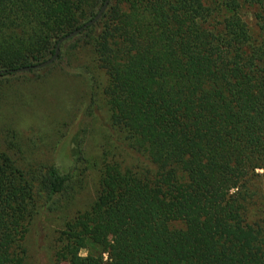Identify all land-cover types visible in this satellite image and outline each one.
<instances>
[{
    "label": "trees",
    "instance_id": "obj_1",
    "mask_svg": "<svg viewBox=\"0 0 264 264\" xmlns=\"http://www.w3.org/2000/svg\"><path fill=\"white\" fill-rule=\"evenodd\" d=\"M97 1L0 0V76L51 57ZM207 1L115 0L75 36H90L111 124L141 166L105 162L96 201L61 233L67 264H264V233L230 194L264 168V0ZM41 179L53 211L71 174ZM31 203L0 155V264H23Z\"/></svg>",
    "mask_w": 264,
    "mask_h": 264
},
{
    "label": "rangeland",
    "instance_id": "obj_2",
    "mask_svg": "<svg viewBox=\"0 0 264 264\" xmlns=\"http://www.w3.org/2000/svg\"><path fill=\"white\" fill-rule=\"evenodd\" d=\"M100 1L85 8L84 22L99 11L103 5ZM114 1L108 0L106 8ZM222 1L208 0L207 4L216 8ZM250 12L244 9L243 18L255 31ZM222 15L219 13L217 19ZM73 38L60 45L58 57L50 65L0 76V155L7 156L30 180L32 191L22 241L23 264H67L59 257L61 233L66 223L96 201L105 162L123 168L141 166L138 154L127 150L125 133L111 124V110L104 96L107 76L98 65L90 36ZM49 167L71 174L53 211L46 210L41 179ZM235 193L245 223L264 233V168L250 172L239 189L230 192ZM172 227L183 226L174 223ZM104 236L105 244L109 237ZM95 249L94 253L102 251L100 246ZM88 253L80 252L82 256Z\"/></svg>",
    "mask_w": 264,
    "mask_h": 264
},
{
    "label": "water",
    "instance_id": "obj_3",
    "mask_svg": "<svg viewBox=\"0 0 264 264\" xmlns=\"http://www.w3.org/2000/svg\"><path fill=\"white\" fill-rule=\"evenodd\" d=\"M107 3H108V0H104L103 5L101 6V8H100L99 11L97 12V14L94 16V18H93L92 20L88 21L84 26H82L81 28H79V29H77V30L71 32V33L68 34V35H65V36L61 37V38L58 40L57 44H56V47H55V50H54L53 55H52L48 60H46V61H44V62H42V63H40V64H36V65H34V66H28V67L17 68V69H15V70H11L10 72H12V73H13V72H15V73H21V72L29 71V70H32V69H39V68H42V67H46V66L50 65L51 63H53V62L56 60V58L58 57L59 49H60V45H61L64 41H66V40H68V39H70V38L75 37L76 35H78V34H79L84 28H86V27H88V26L94 24V23H95V22L101 17V15H102L104 9H105L106 6H107ZM1 73H2V72H0V75H1Z\"/></svg>",
    "mask_w": 264,
    "mask_h": 264
}]
</instances>
